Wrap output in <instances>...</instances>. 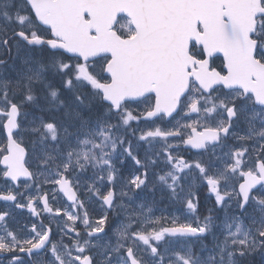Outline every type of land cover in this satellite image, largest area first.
<instances>
[{
  "label": "snow or ice",
  "instance_id": "1",
  "mask_svg": "<svg viewBox=\"0 0 264 264\" xmlns=\"http://www.w3.org/2000/svg\"><path fill=\"white\" fill-rule=\"evenodd\" d=\"M0 184V264H264V0H0Z\"/></svg>",
  "mask_w": 264,
  "mask_h": 264
},
{
  "label": "rangeland",
  "instance_id": "2",
  "mask_svg": "<svg viewBox=\"0 0 264 264\" xmlns=\"http://www.w3.org/2000/svg\"><path fill=\"white\" fill-rule=\"evenodd\" d=\"M195 116V114H193ZM186 154V153H185ZM3 185L0 184V187ZM51 187V186H48ZM206 194V193H205ZM210 206V205H209ZM102 211V209L99 207V205H93L89 208V213L94 218L97 216V214ZM154 214L156 216H160L161 214H164L166 216H171L172 214H178L177 213V207L175 205H172L171 203L167 202L166 200H160L159 197L157 198V203L154 205ZM22 217V215H20ZM32 219H35L34 217H31ZM47 221H45L46 223ZM54 226V233H55V225Z\"/></svg>",
  "mask_w": 264,
  "mask_h": 264
},
{
  "label": "flooded vegetation",
  "instance_id": "3",
  "mask_svg": "<svg viewBox=\"0 0 264 264\" xmlns=\"http://www.w3.org/2000/svg\"><path fill=\"white\" fill-rule=\"evenodd\" d=\"M20 210V209H19ZM23 211H26V210H20V212H23ZM27 221V220H26ZM26 221H23L21 223H27Z\"/></svg>",
  "mask_w": 264,
  "mask_h": 264
},
{
  "label": "trees",
  "instance_id": "4",
  "mask_svg": "<svg viewBox=\"0 0 264 264\" xmlns=\"http://www.w3.org/2000/svg\"><path fill=\"white\" fill-rule=\"evenodd\" d=\"M258 259V258H257ZM258 262V261H257Z\"/></svg>",
  "mask_w": 264,
  "mask_h": 264
}]
</instances>
